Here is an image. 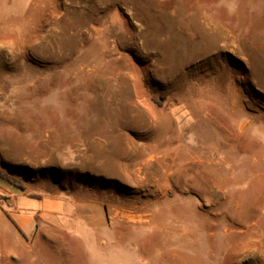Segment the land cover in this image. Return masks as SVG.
I'll use <instances>...</instances> for the list:
<instances>
[{"label":"rangeland","instance_id":"374dc122","mask_svg":"<svg viewBox=\"0 0 264 264\" xmlns=\"http://www.w3.org/2000/svg\"><path fill=\"white\" fill-rule=\"evenodd\" d=\"M0 173V264H264V0H0Z\"/></svg>","mask_w":264,"mask_h":264},{"label":"crops","instance_id":"0c3cea01","mask_svg":"<svg viewBox=\"0 0 264 264\" xmlns=\"http://www.w3.org/2000/svg\"><path fill=\"white\" fill-rule=\"evenodd\" d=\"M16 203L20 209V214L17 216L16 222L25 233L33 229V220L37 213L42 214V216H47L49 213H55L57 210H63L64 208V204L58 199L41 200L23 195H17Z\"/></svg>","mask_w":264,"mask_h":264},{"label":"trees","instance_id":"16d2710c","mask_svg":"<svg viewBox=\"0 0 264 264\" xmlns=\"http://www.w3.org/2000/svg\"><path fill=\"white\" fill-rule=\"evenodd\" d=\"M0 177L5 179L6 181H8L9 183H11L13 186H16V188L24 191L26 188L23 184L16 182L15 180L11 179L10 177H8L5 174L0 173Z\"/></svg>","mask_w":264,"mask_h":264},{"label":"bare ground","instance_id":"6f19581e","mask_svg":"<svg viewBox=\"0 0 264 264\" xmlns=\"http://www.w3.org/2000/svg\"><path fill=\"white\" fill-rule=\"evenodd\" d=\"M167 162V161H166ZM177 230V229H176ZM172 233V232H171Z\"/></svg>","mask_w":264,"mask_h":264}]
</instances>
